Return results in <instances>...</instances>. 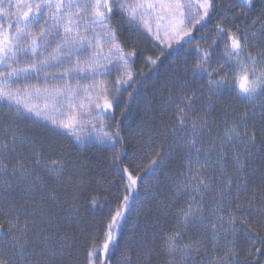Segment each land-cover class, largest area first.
Wrapping results in <instances>:
<instances>
[{"label": "snow or ice", "instance_id": "obj_1", "mask_svg": "<svg viewBox=\"0 0 264 264\" xmlns=\"http://www.w3.org/2000/svg\"><path fill=\"white\" fill-rule=\"evenodd\" d=\"M0 107V264H264V0H0Z\"/></svg>", "mask_w": 264, "mask_h": 264}, {"label": "trees", "instance_id": "obj_2", "mask_svg": "<svg viewBox=\"0 0 264 264\" xmlns=\"http://www.w3.org/2000/svg\"><path fill=\"white\" fill-rule=\"evenodd\" d=\"M212 27H213L212 24L208 25V29H211ZM208 29H205L203 31H207ZM195 35L197 37H199L201 35V33H195ZM122 37L127 42L128 33L127 32H123L122 33ZM178 47L179 46H177L175 48H178ZM187 47H188V45H185V48H187ZM169 51H171V50H169ZM182 52H183V49H181V55L179 57L173 56L170 59L171 60L182 59ZM143 53H144V57L147 56V55L155 57V55H157V49L153 46V44L142 43L140 41V44H139V57L136 60V65H137L136 71H138V72L139 71H143L145 73L143 78L146 81H148L149 83H151L152 81L157 80V79L160 78V75L164 72L165 67L169 64L170 61L169 60H165L164 64L159 67V70H157L156 68L149 69L144 63L145 59L142 58ZM134 103L136 104L137 102L136 101L133 102V115L129 117L130 119H135V110L136 109H135V104ZM237 106H239V102H237ZM6 111H7V109L0 107V119H3V114ZM36 130L37 129H35V128L33 129V131H36ZM125 135H127V131H125ZM87 157L88 158L85 160V166H86L87 169H93L95 167V165H96L97 157L93 153H88ZM103 212H104V215H107V208H104ZM100 219H101V217H100V213L99 212H97L95 216H92L90 214L88 216V218H87L86 226H87V224L99 223ZM129 220L130 221H133V220L135 221V224H136L135 230H136L137 233L142 232L143 229L148 226V218H146L144 216H140V217L130 216ZM149 230H151V229H149ZM132 231H133V223L129 222L127 225H125V227L122 230L123 236L125 238H127L129 233L132 232ZM81 259H82V254H81Z\"/></svg>", "mask_w": 264, "mask_h": 264}, {"label": "rangeland", "instance_id": "obj_3", "mask_svg": "<svg viewBox=\"0 0 264 264\" xmlns=\"http://www.w3.org/2000/svg\"><path fill=\"white\" fill-rule=\"evenodd\" d=\"M139 41H141L142 43H147V44H153L148 38H146V37H144V36H140V37H138L137 38ZM177 46H179V45H174V47H177ZM157 54H158V51H157ZM156 56V55H155ZM147 57H150L149 55H147V56H145L144 57V53H143V55H142V58L143 59H145V58H147ZM152 57V56H151ZM153 58H155V57H153ZM115 75V73H113V76Z\"/></svg>", "mask_w": 264, "mask_h": 264}, {"label": "bare ground", "instance_id": "obj_4", "mask_svg": "<svg viewBox=\"0 0 264 264\" xmlns=\"http://www.w3.org/2000/svg\"><path fill=\"white\" fill-rule=\"evenodd\" d=\"M135 104V103H134Z\"/></svg>", "mask_w": 264, "mask_h": 264}]
</instances>
